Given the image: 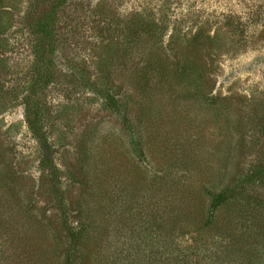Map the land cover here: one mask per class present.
<instances>
[{
    "label": "rangeland",
    "instance_id": "rangeland-1",
    "mask_svg": "<svg viewBox=\"0 0 264 264\" xmlns=\"http://www.w3.org/2000/svg\"><path fill=\"white\" fill-rule=\"evenodd\" d=\"M50 3L0 0V264H65L54 181L23 104L41 72L26 16ZM55 13L52 80L39 99L70 218L90 224L86 264H121L130 243L156 246L140 233L159 240L170 229L186 264H264V180L251 213L218 212L219 227L231 218L227 245L217 224L196 219H207L206 185L264 167V0H67ZM153 53L174 71L189 57L208 78L145 76Z\"/></svg>",
    "mask_w": 264,
    "mask_h": 264
},
{
    "label": "trees",
    "instance_id": "trees-1",
    "mask_svg": "<svg viewBox=\"0 0 264 264\" xmlns=\"http://www.w3.org/2000/svg\"><path fill=\"white\" fill-rule=\"evenodd\" d=\"M67 0H41V4L50 3L49 7L44 11H30L26 16V25L29 28L31 34L36 38L37 43V66L40 72V77L35 85L31 86L27 93L23 95V104L25 107V116L30 130L33 132L35 138L39 142V146L41 149V163L44 167H47L50 170V175L52 181H54L53 191L54 198L57 205V211L60 214V220L62 229L66 233L67 241L65 244V250L63 251L65 255V264H86L87 263V252L83 247V243L85 241V229L90 226L87 220L80 219L76 224L71 220L70 216L75 213L74 209L71 208L70 202L64 189L58 186V182L60 183V177H58V169L53 161V146L48 140V136L43 126V116L42 109L40 104L39 96L41 92L49 86L52 80V39L54 36V21L56 19L55 10L57 7L65 3ZM53 2V3H52ZM39 4L37 3L36 6ZM200 32V31H199ZM157 54L153 53L150 55L151 62L144 66L145 68V76L149 75V72L158 73V71L162 73H166L168 71H173L176 76H179V73L182 76L191 79L195 73L199 74L195 79H200L201 82H205V78H208V74L203 75V72H198L199 68L196 67L194 62H190V58L187 57L186 62H176L178 64L177 70L174 71L172 67L162 66V64L158 63V59H163ZM167 63V62H166ZM152 64V65H151ZM168 67V68H167ZM167 68V69H166ZM166 69V70H165ZM198 84V86L201 84ZM96 87V86H95ZM96 92L100 93L105 101L109 103L111 107H114L118 111H122V105L120 104L117 96L108 92L107 90H101L96 87ZM197 88V87H196ZM197 91L198 88L196 89ZM202 90V89H201ZM123 124L126 128V131L129 133V142L131 148L133 149L135 155L139 158H144V151L142 148V141L140 136V131L137 130V125L133 119L129 117V114L123 110ZM142 121H138L141 123ZM264 180V167L260 164L252 165L251 167L245 170L244 173H241L236 178L230 179V181H221L219 184H214L213 186L206 185L203 188L204 195L208 196L209 204H208V212L207 219L205 222L199 225L201 226H211V224H217L216 229L220 230L222 233V239H225V244L227 245V237L228 234L229 221L231 218H224L222 221V226L220 225L221 217L218 216V212H225L227 209H230L229 214L236 213H251L245 212L246 207H251L249 205L258 204L260 201V193L257 190L258 186ZM257 185V186H255ZM255 186V187H254ZM255 191V192H254ZM260 196V198H259ZM261 202V201H260ZM172 202L173 209H175L176 204ZM234 204V206L232 205ZM256 209V208H254ZM241 217V216H240ZM92 224V223H91ZM228 224V225H227ZM159 227V226H156ZM173 229L169 230V233H165V235H158L159 240H157V235L152 236L150 233L147 235L144 233H140L141 240L145 244H156V246L152 249L142 250V245L134 246L130 243L128 247L129 250L126 255H124V261L121 264H186L184 260L186 255L180 249L179 242L176 241V237L172 232ZM172 235V236H169ZM236 238V236H233ZM233 237L231 236V246H233ZM208 243V241H206ZM210 243H208L209 245ZM203 245V244H202ZM134 246V247H133ZM154 246V245H153ZM132 247V248H131ZM154 249V250H153ZM122 257V256H121ZM117 258L111 261L113 263ZM97 261V259H95ZM119 259H117V262Z\"/></svg>",
    "mask_w": 264,
    "mask_h": 264
}]
</instances>
